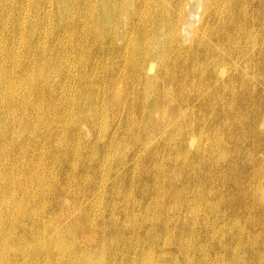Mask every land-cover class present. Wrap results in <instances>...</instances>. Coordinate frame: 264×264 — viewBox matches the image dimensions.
<instances>
[{
    "label": "bare ground",
    "instance_id": "1",
    "mask_svg": "<svg viewBox=\"0 0 264 264\" xmlns=\"http://www.w3.org/2000/svg\"><path fill=\"white\" fill-rule=\"evenodd\" d=\"M194 1L0 0V264H264V189L209 168L184 122L190 86L220 83L264 4ZM148 181L143 207L126 186Z\"/></svg>",
    "mask_w": 264,
    "mask_h": 264
},
{
    "label": "rangeland",
    "instance_id": "2",
    "mask_svg": "<svg viewBox=\"0 0 264 264\" xmlns=\"http://www.w3.org/2000/svg\"><path fill=\"white\" fill-rule=\"evenodd\" d=\"M197 1L195 0L194 2L197 3ZM258 3L264 4V0H255L254 3L252 4V7H254V5H256ZM248 10L251 11V8ZM201 13H202L201 9H197V5H196L195 9L193 10V13H190V15H189L190 21L192 23H196L199 19V16L201 15ZM258 22L256 24L254 23L255 26L253 25V27L256 30H254V28L252 29L251 40L248 38L244 39L245 42H247V44L245 45L246 48H244V49H247V52L244 55L242 54L241 55L242 57L239 56L238 58H236V60L233 59V61H231L230 58H229V60L226 58L227 59V60H225L226 70L224 72L225 76L223 74L222 75L220 74L221 76L218 75V78H219L218 81L220 83L215 84V82H213V80H211L210 82H208V85H206L205 83H201V85H199L198 82H194L190 86L189 91H190V96H191L190 99L191 100L189 101V103L191 105L193 103V105L191 106L189 104L190 108L192 110L189 109V111L188 110L185 111L186 116L184 118V122L186 124H189V125L190 124H198V125H200L199 128H202V130L206 133V138L202 139L201 140L202 142L200 141V143L197 145V149L199 151H202L203 157H205V160H207L209 168L218 171V173L219 172L224 173L226 171L227 172L231 171V173L232 172L233 173H236V172L241 173L242 172L243 176L240 175L241 176V182H243L245 185H247V181L251 180V181H253L252 182L253 186H257L259 184L257 187L258 188L261 187L262 189H264L263 188V186H264V126H263L264 125L263 124L264 123V111H263L264 110V73L255 70V68L252 65L253 62L255 63V65L257 63L261 62L260 56H261L262 52L264 53V36H262L264 34V24H263L264 23V14L258 20ZM257 25L259 28L257 27ZM254 31H256V32L258 31V32L256 33ZM254 33H256V34H254ZM186 34H188V32ZM248 41H250V43ZM250 54H251V56H250ZM226 62L231 63V64L229 65ZM237 63H238V65H237ZM233 69H235L234 70L235 72L233 71ZM250 70H252L254 73H252V71L250 72ZM234 73H236V74H234ZM261 79H263V80H261ZM241 84H242V86H241ZM244 84H245V86H244ZM232 85H233V88H232ZM239 85H240V87H239ZM201 89H202V91H201ZM249 89H251V90H249ZM207 91H209V93ZM203 92H205V93H203ZM193 94H194V96H193ZM195 94H198V96L196 97ZM200 94H203V95H200ZM211 94H214V95L212 96ZM204 95H206V96L204 97ZM232 95L235 97H233ZM200 96H202V97L200 98ZM207 96H208V98H207ZM221 96H222V98H221ZM259 97H261V98H259ZM197 98H199L200 100ZM192 99H193V101H192ZM202 100H206V101H202ZM194 101H195L196 105H195ZM208 102H210V103H208ZM212 102H214V103L212 104ZM205 112H206V114L210 113L211 115L207 114L208 115L207 116L205 114ZM192 113L194 116L192 115ZM212 115H213V117H212ZM186 119H187V122H186ZM261 120L263 121V123H261L262 122ZM201 121H203V123ZM206 123H207V126H206ZM260 124H262V125H260ZM202 125H203V127H202ZM199 128H196V130ZM252 128L253 129L255 128V130H258L259 133H257V135H251L249 133V131ZM219 130H221V131H219ZM215 131H216V133H215ZM220 132L222 134H220ZM223 133H224V135H223ZM243 133H247V134L249 133V135L246 139H245V137L242 136ZM82 136L85 137L86 134L84 133V135L82 134ZM214 136L216 137V142H213V143H215L213 145V147L215 148L216 146H218V152L219 153H217V154L222 156V159H215L214 158V157H216V156H214V154H216L217 150L215 152H213V151L211 152L210 150H208L209 149L208 145H210L208 140L210 138L213 139L212 137H214ZM218 136H220V138ZM223 136L225 139L223 138ZM94 137H96V135L93 136V138H92V136H90V137H87L86 139H87V141H93ZM222 138L225 141L222 140ZM163 139H166V136L165 137L163 136ZM202 143L204 144V146ZM237 145L239 147H236ZM223 147L226 149H223ZM242 151H243V154H242ZM240 153H241V155H240ZM254 159H255V161H254ZM244 161H246V162H244ZM247 162H249V163H247ZM230 165H231V167H230ZM199 169H200V167H199ZM170 177H171V181H172L171 183H173L177 187L181 186V179H182L181 177L178 178V177H176V175H171ZM254 177H256V178L258 177L257 178L258 180L257 181L255 180L257 182V184L254 182ZM109 178H111V177H109ZM259 179H260V181H259ZM151 181L152 182L148 181V183L146 182L145 184L141 183L142 185L140 184L141 186L137 187V188H133V187L130 188L127 185L126 191L130 192V191L134 190L133 195L135 196V199H139V197L142 198L141 197L142 196L141 191H144L143 189L145 188V186H150L153 183V180H151ZM177 181H179V182H177ZM107 183H106V186L107 185L108 186L106 187L107 188L106 197H108L110 195V193H108V192H110V184H109V182H107ZM231 183H232V180L228 179V178L225 181H219V182L215 181L214 182L216 187H221V188L224 187L225 189L227 187L230 188L232 185ZM143 185H145V186L143 187ZM167 190H168V188H167ZM148 196H150L149 199H148ZM148 196L142 198L143 202H144L143 205L145 204L143 207H145V206L147 207L148 204L152 203L151 201L153 199H150V198H154V197L152 196V194L148 195ZM148 201H149V203H146ZM167 201H170V203L172 202V204L177 203V205H178L177 199L174 196H171V194H169V191H167V196H166V200L164 201V203H166ZM160 202H162V198H160ZM96 209H99V206L96 207ZM222 210H223V207H222L221 211ZM142 212H144V211L140 212L142 215L138 214V216H137L139 219V222L141 221V219L143 220V218H145V216H147L146 218H149V219H155L159 216V214H160V216H162V213H158V212H156V213L155 212H149L146 214L142 213ZM182 213L184 215L186 214V212H184V210H182ZM182 213H181L180 220H179L180 225L184 224V222L186 220L185 216ZM168 215L171 216V212L168 214L165 211V209H163V216L164 217L167 216V219H169L170 227H176V225H178L176 223H178V222L176 221V219L171 221L170 220L171 218ZM239 218L240 217L234 218V220L232 222H234L235 219L240 220ZM122 221L123 220L120 219L121 223H122ZM150 226H147V227L149 228ZM155 226H157V227L155 228ZM152 227H154L153 228L154 230L159 228L158 224H156V223H153V225L150 228H152ZM148 228H146V229H148ZM256 232H258V230ZM132 241L134 243H137V241L134 240V238H132ZM166 241L169 242L170 240L169 239L165 240V238H164L163 242H166ZM214 253H215L214 251L210 252L209 257H210L211 261L215 260L214 256H212V255H214ZM242 253L246 255V258H248V256L250 257V255H251L248 250H245V251L240 252V254H239L240 257L245 256ZM131 256L132 255H129L128 258L133 259ZM137 259H138V261H140L141 257L139 256V257H137ZM230 259H231V256H230ZM182 261H183V257L181 256L180 258H178L177 264L182 263ZM137 264H143V263H142V261H140ZM152 264H155V263H152Z\"/></svg>",
    "mask_w": 264,
    "mask_h": 264
}]
</instances>
